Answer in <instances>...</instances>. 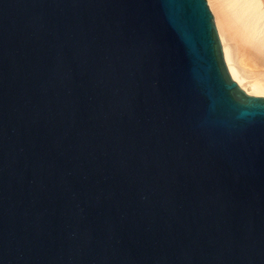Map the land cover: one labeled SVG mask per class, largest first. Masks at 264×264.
<instances>
[{"label":"water","instance_id":"95a60500","mask_svg":"<svg viewBox=\"0 0 264 264\" xmlns=\"http://www.w3.org/2000/svg\"><path fill=\"white\" fill-rule=\"evenodd\" d=\"M0 264H264V96L207 0H0Z\"/></svg>","mask_w":264,"mask_h":264},{"label":"bare ground","instance_id":"6f19581e","mask_svg":"<svg viewBox=\"0 0 264 264\" xmlns=\"http://www.w3.org/2000/svg\"><path fill=\"white\" fill-rule=\"evenodd\" d=\"M231 77L264 96V0H208Z\"/></svg>","mask_w":264,"mask_h":264},{"label":"rangeland","instance_id":"374dc122","mask_svg":"<svg viewBox=\"0 0 264 264\" xmlns=\"http://www.w3.org/2000/svg\"><path fill=\"white\" fill-rule=\"evenodd\" d=\"M208 1V0H207ZM208 4H209V2H208ZM210 7V6H209ZM210 9H211V7H210ZM212 12V11H211ZM213 13V12H212ZM214 15V14H213Z\"/></svg>","mask_w":264,"mask_h":264}]
</instances>
